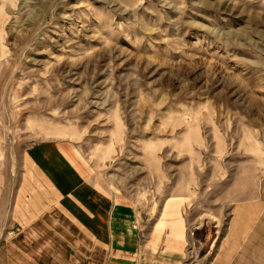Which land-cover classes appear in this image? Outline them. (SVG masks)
<instances>
[{
	"label": "rangeland",
	"instance_id": "374dc122",
	"mask_svg": "<svg viewBox=\"0 0 264 264\" xmlns=\"http://www.w3.org/2000/svg\"><path fill=\"white\" fill-rule=\"evenodd\" d=\"M50 143L133 264H264V0H0L8 193Z\"/></svg>",
	"mask_w": 264,
	"mask_h": 264
},
{
	"label": "crops",
	"instance_id": "0c3cea01",
	"mask_svg": "<svg viewBox=\"0 0 264 264\" xmlns=\"http://www.w3.org/2000/svg\"><path fill=\"white\" fill-rule=\"evenodd\" d=\"M69 160L60 145L50 143L31 149L11 194L6 176L0 172V264L134 263L130 259L133 255L127 252L129 241H134L117 240L111 232L112 217L114 223L122 218L129 223L131 215L111 195L74 170ZM27 174L31 180L23 178ZM174 216L171 221L179 228L167 237L180 238L183 221L176 212ZM7 218L11 229L8 235L4 234ZM160 253L152 256V264H181L178 259H156ZM163 253H172L167 251V244L161 256Z\"/></svg>",
	"mask_w": 264,
	"mask_h": 264
}]
</instances>
